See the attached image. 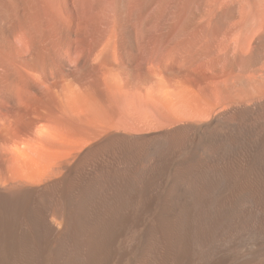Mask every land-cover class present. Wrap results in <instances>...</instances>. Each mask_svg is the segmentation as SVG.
Here are the masks:
<instances>
[{"label": "bare ground", "instance_id": "obj_1", "mask_svg": "<svg viewBox=\"0 0 264 264\" xmlns=\"http://www.w3.org/2000/svg\"><path fill=\"white\" fill-rule=\"evenodd\" d=\"M0 264H264V0H0Z\"/></svg>", "mask_w": 264, "mask_h": 264}]
</instances>
